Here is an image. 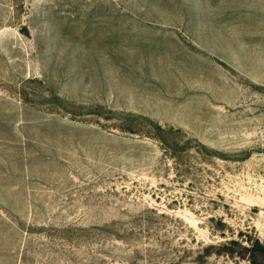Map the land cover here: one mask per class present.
<instances>
[{
  "label": "rangeland",
  "instance_id": "obj_1",
  "mask_svg": "<svg viewBox=\"0 0 264 264\" xmlns=\"http://www.w3.org/2000/svg\"><path fill=\"white\" fill-rule=\"evenodd\" d=\"M0 264H264V0H0Z\"/></svg>",
  "mask_w": 264,
  "mask_h": 264
}]
</instances>
